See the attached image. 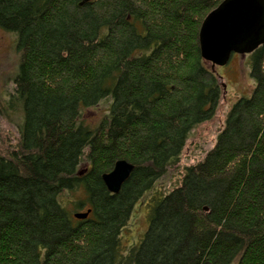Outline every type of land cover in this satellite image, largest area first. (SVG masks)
<instances>
[{
	"label": "trees",
	"instance_id": "trees-1",
	"mask_svg": "<svg viewBox=\"0 0 264 264\" xmlns=\"http://www.w3.org/2000/svg\"><path fill=\"white\" fill-rule=\"evenodd\" d=\"M222 1L0 0L20 57L0 115L21 113L14 150L0 152V264H264V45L214 148L155 189L220 104L198 37ZM120 160L134 167L112 194L102 177ZM79 190L68 209L61 197ZM151 191L149 228L124 246Z\"/></svg>",
	"mask_w": 264,
	"mask_h": 264
},
{
	"label": "rangeland",
	"instance_id": "rangeland-1",
	"mask_svg": "<svg viewBox=\"0 0 264 264\" xmlns=\"http://www.w3.org/2000/svg\"><path fill=\"white\" fill-rule=\"evenodd\" d=\"M17 36L0 29V106L6 105V99L10 96L13 87V78L18 72L19 53L16 47ZM210 64V63H209ZM210 71L217 72L218 80L221 84V99L219 101L216 115L206 123L195 128L190 139L185 146V150L180 158V164L170 171L165 178L156 182L157 192H168L178 185L179 177L184 172L186 166L195 165L203 161L207 153L214 148L219 133L226 126L228 112L239 99H249L255 88V81L251 78L249 54H234L231 60L224 67L208 65ZM106 103L89 110L85 115V120L92 125H96L101 120L102 113L106 110ZM21 113H12L8 116L0 115V152H10L14 150L15 140L18 137V124ZM14 145V147H13ZM13 148V149H11ZM86 165L80 166L79 171H85ZM84 174V173H83ZM155 191V190H154ZM151 191L141 201H138L133 208L130 222L123 230L122 239L124 246L139 243L146 230L149 228L148 200L153 196ZM64 205L68 209L74 210L73 204L80 199H85L83 190L76 193L67 191L61 197ZM86 206L80 212L86 211ZM75 214V213H74Z\"/></svg>",
	"mask_w": 264,
	"mask_h": 264
},
{
	"label": "water",
	"instance_id": "water-1",
	"mask_svg": "<svg viewBox=\"0 0 264 264\" xmlns=\"http://www.w3.org/2000/svg\"><path fill=\"white\" fill-rule=\"evenodd\" d=\"M199 38L202 59L210 63L213 70L227 65L236 53H253L264 45V0H223L203 21ZM133 167L120 160L109 175L103 176L109 193L121 191ZM90 212L76 218L84 220Z\"/></svg>",
	"mask_w": 264,
	"mask_h": 264
},
{
	"label": "bare ground",
	"instance_id": "bare-ground-1",
	"mask_svg": "<svg viewBox=\"0 0 264 264\" xmlns=\"http://www.w3.org/2000/svg\"><path fill=\"white\" fill-rule=\"evenodd\" d=\"M201 30H202V25H201V29H200V32H201ZM200 32H199V34H200ZM199 38V37H198ZM199 49H201V44H200V38H199ZM201 51H202V49H201ZM202 55V54H201ZM82 172H84V171H82ZM81 173V171L79 172V175L80 176H83V174H80ZM105 175H109V174H105ZM103 178V177H102ZM104 182V181H103ZM89 213V211L87 212V213H84V214H88ZM90 215V214H89ZM88 215V216H89ZM75 219H77L76 218V216L74 217ZM87 219V218H86ZM77 220H79V219H77ZM80 220H83V219H80ZM85 220V219H84Z\"/></svg>",
	"mask_w": 264,
	"mask_h": 264
}]
</instances>
